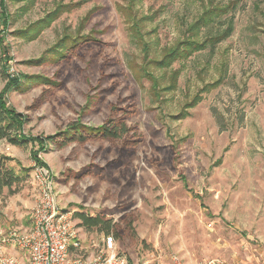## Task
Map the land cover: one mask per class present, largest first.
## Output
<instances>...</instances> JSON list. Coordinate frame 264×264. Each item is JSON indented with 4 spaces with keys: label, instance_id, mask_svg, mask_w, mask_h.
I'll return each instance as SVG.
<instances>
[{
    "label": "rangeland",
    "instance_id": "1",
    "mask_svg": "<svg viewBox=\"0 0 264 264\" xmlns=\"http://www.w3.org/2000/svg\"><path fill=\"white\" fill-rule=\"evenodd\" d=\"M220 1L5 0L0 94L23 145L0 141L19 177L0 194V243L31 228L44 166L85 247L112 235L131 264H264V0H223L199 39L231 36L167 59ZM115 122L129 129L120 140L74 139Z\"/></svg>",
    "mask_w": 264,
    "mask_h": 264
},
{
    "label": "built area",
    "instance_id": "2",
    "mask_svg": "<svg viewBox=\"0 0 264 264\" xmlns=\"http://www.w3.org/2000/svg\"><path fill=\"white\" fill-rule=\"evenodd\" d=\"M32 180L38 197L31 217V228L14 233L0 243V264H131L121 253L115 237L105 236L101 243L91 241L88 247L72 212L61 207L56 193L55 178L50 168L39 166L33 170ZM12 247L19 255L7 253ZM172 264H186L173 255ZM141 264H158L154 259ZM196 264H229L222 259H209Z\"/></svg>",
    "mask_w": 264,
    "mask_h": 264
},
{
    "label": "trees",
    "instance_id": "3",
    "mask_svg": "<svg viewBox=\"0 0 264 264\" xmlns=\"http://www.w3.org/2000/svg\"><path fill=\"white\" fill-rule=\"evenodd\" d=\"M222 1L223 0L219 2L220 7H218L217 5L212 10L205 12L197 22H194L191 25L190 32H192L193 35H191V37H189L184 42V45L180 50L168 54L167 59L170 58L171 61L174 62L180 59H184L186 57L188 58L192 56V54H194L195 52L198 51L200 52L202 50H205L209 46L215 48L216 44L224 41L227 37L231 36L233 32L232 26H230L222 33L219 34L217 33V35L215 36L206 37L204 40L199 39L198 30L200 26L204 27L207 26L208 24H213L217 19L221 18L230 10L229 9L230 5L223 4ZM0 6L6 9L5 0L0 1ZM215 13H219V14L216 15ZM1 14H3V18H4L5 16L4 13ZM51 14H50L51 16L53 15L55 16L57 14V11L56 12L54 11ZM51 21H53V18L50 17L49 19L44 20V22L42 23H46V25H49ZM11 82H9L10 86H13L16 83V81H11ZM219 83L220 81L217 82L216 84ZM17 120L18 119L4 106V98L0 94V141L6 140L9 144L20 147L23 145V139L18 138L13 134L14 129L16 127V123L18 122ZM128 130L129 129L127 128L124 122H115L110 125L105 124L104 126L99 128H91L89 130L80 133L79 131H77L76 133H78V135H75L74 139H77L79 143H84L91 138H102L108 141H116L123 138V136L129 132ZM66 141H68V139H66ZM4 165L5 164L3 162H0V194L3 192L5 188H11L15 182L19 181V177L16 176L14 171L5 168ZM75 217L81 221L82 226H85L90 230L98 229L101 232H107L109 234L112 229L111 221H108L102 218L101 216L89 217L80 213H76Z\"/></svg>",
    "mask_w": 264,
    "mask_h": 264
}]
</instances>
